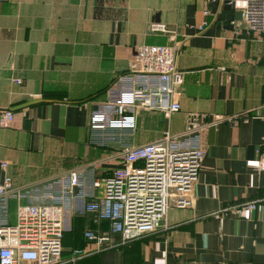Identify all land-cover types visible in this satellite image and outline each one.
<instances>
[{"label": "crops", "instance_id": "0c3cea01", "mask_svg": "<svg viewBox=\"0 0 264 264\" xmlns=\"http://www.w3.org/2000/svg\"><path fill=\"white\" fill-rule=\"evenodd\" d=\"M211 2L0 0V118L18 105L47 100L14 112L15 122L0 128V161L9 163L0 183L8 174L18 189L35 188L21 204H51L61 192L57 180L83 172L82 186L69 195L62 264H264V171L246 165L264 158V31L243 20L230 29L211 12ZM154 23L175 30V40L151 33ZM141 45L176 47L182 111L168 119L136 107L126 113L135 128L93 129L91 117L130 74ZM187 113L210 123L226 119L190 137L206 151L192 205L172 207L167 230L123 244L110 222L87 210L103 193L93 182L121 168L136 143L159 140L167 130L183 133ZM245 203L259 208L217 216ZM18 204L9 202L10 224ZM88 231L110 241L99 245ZM77 250L83 253L74 256Z\"/></svg>", "mask_w": 264, "mask_h": 264}, {"label": "built area", "instance_id": "2783aa9c", "mask_svg": "<svg viewBox=\"0 0 264 264\" xmlns=\"http://www.w3.org/2000/svg\"><path fill=\"white\" fill-rule=\"evenodd\" d=\"M237 8L242 10L243 21L251 29L264 31V0L240 1ZM205 25L200 26V31ZM150 31L167 34L173 41L177 34L162 23L152 24ZM177 58L175 46H138L130 74L121 77L111 88V101L102 112L91 117V127L133 129L134 117L126 113L133 112L136 107L159 111L168 119L180 113L182 106L177 97L184 81L177 69ZM223 121L226 119L216 116L213 122H205L204 115L187 113L183 133L173 135L167 130L159 140L129 148L123 155L121 168L93 182V187L102 188L103 193L100 199L87 206V210L112 221L113 232L120 235L123 244L167 230L171 208L187 209L192 205L191 195L206 156L204 148L190 143V137ZM14 122V112L4 111L0 128H8ZM246 165L264 171V158L248 160ZM8 169L9 163L0 161V173H7ZM82 173L75 169L62 175L57 180L60 195L50 197L51 204H21V200L31 198L29 192L35 188L18 189L11 176H4L0 183V264H62L69 195L82 186ZM11 200L19 203L15 224L8 222ZM257 208L258 204L247 203L227 208L217 216L242 215L245 210ZM86 236L99 245L110 241L107 234L98 237L87 233ZM82 253L77 250L74 256Z\"/></svg>", "mask_w": 264, "mask_h": 264}, {"label": "water", "instance_id": "95a60500", "mask_svg": "<svg viewBox=\"0 0 264 264\" xmlns=\"http://www.w3.org/2000/svg\"><path fill=\"white\" fill-rule=\"evenodd\" d=\"M211 1H212L210 5L211 12L214 15H218L219 20H225L229 24L228 27H230V29L233 27V23L235 21L243 20V12L242 10H237V3L244 0H211ZM220 10L223 11L224 13L223 15L218 14ZM42 102H47V100L38 99V100L29 101L12 108L10 111L12 112L21 111L23 109H27Z\"/></svg>", "mask_w": 264, "mask_h": 264}, {"label": "trees", "instance_id": "16d2710c", "mask_svg": "<svg viewBox=\"0 0 264 264\" xmlns=\"http://www.w3.org/2000/svg\"><path fill=\"white\" fill-rule=\"evenodd\" d=\"M108 93V91L106 92V94ZM90 99H92V98H90ZM137 165H140V163H138ZM104 179V178H103ZM246 204V203H245ZM245 204H240V205H236V206H241V205H245ZM235 206V207H236ZM93 213H96L97 214V217H98V219H100L101 221H108V222H110L111 223V232H112V234H117V233H114L113 232V223H112V221H110V220H106V219H101L100 217H99V213H97V212H93ZM87 233H93V234H95L93 231H88V232H86L85 233V236H86V234ZM119 235V234H118ZM87 237V236H86Z\"/></svg>", "mask_w": 264, "mask_h": 264}, {"label": "rangeland", "instance_id": "374dc122", "mask_svg": "<svg viewBox=\"0 0 264 264\" xmlns=\"http://www.w3.org/2000/svg\"><path fill=\"white\" fill-rule=\"evenodd\" d=\"M123 139H125V141H128V144L132 143L134 140L132 139L131 134L130 135H123ZM122 142V141H121ZM130 142V143H129ZM135 145H141V143H136Z\"/></svg>", "mask_w": 264, "mask_h": 264}]
</instances>
